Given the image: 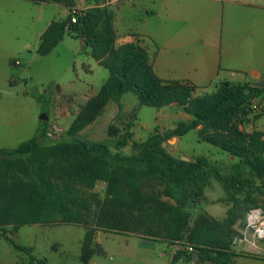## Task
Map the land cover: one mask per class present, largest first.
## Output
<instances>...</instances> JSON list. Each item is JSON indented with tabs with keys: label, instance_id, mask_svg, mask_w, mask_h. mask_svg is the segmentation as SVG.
Segmentation results:
<instances>
[{
	"label": "trees",
	"instance_id": "obj_1",
	"mask_svg": "<svg viewBox=\"0 0 264 264\" xmlns=\"http://www.w3.org/2000/svg\"><path fill=\"white\" fill-rule=\"evenodd\" d=\"M62 1L68 4L71 0ZM112 17L111 11L100 7L78 13L70 11L53 20L40 35L37 48L40 55L50 52L65 34L81 39L97 64L108 70V77L86 100L64 134L48 137L47 121L39 120L33 136L13 148L0 147V228L12 226L15 232L30 224L81 225L85 232L79 259L81 264H87L92 254L100 251L93 247L97 230L130 232L131 228L129 220L115 217L102 207L93 215L95 226L90 225L92 207L84 191L92 189L97 181H104L106 194L112 201L131 207L155 201L148 213L155 212L163 224L156 231L160 237H156L193 247L191 252L175 251L171 264L180 260L192 262L195 251L198 258L191 264H231L236 256L233 242L239 234L234 224L260 207V200L253 195V179L264 185V132L258 129L246 132L240 125L252 112L249 105L264 88L224 80L214 91L198 94L197 87L188 81L162 80L154 72L148 52L137 41L107 50L114 35ZM126 93H132L139 104L157 109L175 105L189 116V122L178 121L173 129L165 131L155 129L143 140L133 138L129 123L121 130L108 127L110 136L117 135L112 141H89L79 136L109 102L116 104L118 116L123 109L121 98ZM34 98L38 103L48 100L45 93ZM190 130H196L199 141L210 143L237 160L224 165L203 155L183 160L161 145ZM128 145L130 154L118 152ZM77 159L88 161L89 166L80 165ZM212 179L225 193L221 200L230 206L222 220L201 212L190 225L185 208L203 197ZM152 182L172 202L146 196L144 186ZM138 234L156 238L143 232ZM6 240L27 256L26 264H47V259L33 254L30 246Z\"/></svg>",
	"mask_w": 264,
	"mask_h": 264
},
{
	"label": "rangeland",
	"instance_id": "obj_2",
	"mask_svg": "<svg viewBox=\"0 0 264 264\" xmlns=\"http://www.w3.org/2000/svg\"><path fill=\"white\" fill-rule=\"evenodd\" d=\"M140 2L141 0H135L136 4L140 5ZM126 4L127 0H71L68 4L62 0H0V88L7 80L14 78L17 82L12 85V91L16 96L10 99L4 98L0 102L1 148H13L19 142L33 136L39 117L43 113L47 116V125L49 126L52 121L58 123L61 127L60 134H64L86 102L87 94L97 92L108 77V70L92 58L90 48H84L81 39L73 38L68 34H65L50 52L45 55L38 54L39 37L46 27L53 20L64 17L61 16V11L68 14L70 11L78 13L96 7L105 8L112 12L114 29L113 39L107 50H114L131 39L137 42L140 39L139 35L133 33L142 25L139 12L129 9ZM10 58L17 59L20 65L10 62ZM215 86L216 83L204 85L198 89V93L212 92ZM41 93H45L48 100L38 103L34 96ZM76 95L80 97H72ZM121 102L123 109L118 116L117 113L112 115L113 108L117 107L116 104L109 103L103 113L79 132V136L89 141H112L117 135L110 136L108 127L112 125L121 130L126 123H129L134 133L133 138L143 140L155 129L165 131L172 125L175 126V112L178 109L173 108L174 105L159 109L141 105L132 93L124 94ZM248 123V120L244 121V126L248 127ZM254 125L257 129L264 128V115L257 119ZM165 143L166 150L176 157L184 156L190 159L203 155L214 163L223 161L222 165L229 164L233 157L210 143L199 141L196 130H190L180 137H171ZM110 149L111 152H116L114 148ZM118 152L128 155L132 151L128 145ZM77 162L84 167L89 166L88 161L77 159ZM253 189V195L260 200L258 209L264 210L262 181L253 179ZM106 190V182L97 181L92 189L84 191L92 207L89 215L90 225L95 226L93 215L102 207L104 211H109L115 217L129 220L130 232H143L160 237L156 231H159L163 224L155 212L148 213V208L154 207L155 201L150 200L143 207H131L125 203L112 201ZM160 191L161 188L154 182L144 186V192L150 199L172 202ZM223 198L225 193L220 184L212 179L204 189L203 197L197 198L185 208L189 214V224L192 225L195 216L201 212L222 220L230 206L221 200ZM248 214L250 211L234 224L239 233L232 246L236 252L245 248L250 250L247 246L249 243L251 245V236L257 229V225L248 224ZM261 227L263 230L264 226ZM82 235L83 227L72 223L51 226L22 225L15 232L12 226H5L0 228V264L27 263V256L15 250L6 238L20 245L30 246L33 248V254L47 259V264H78L76 252ZM155 239L160 240L158 237ZM180 243L183 242L173 243L174 249ZM155 249V259L168 262L169 256L161 258L159 253L163 249L168 253L172 247L159 242ZM175 264L189 263L178 261ZM231 264H264V261L239 256L235 257Z\"/></svg>",
	"mask_w": 264,
	"mask_h": 264
},
{
	"label": "crops",
	"instance_id": "obj_3",
	"mask_svg": "<svg viewBox=\"0 0 264 264\" xmlns=\"http://www.w3.org/2000/svg\"><path fill=\"white\" fill-rule=\"evenodd\" d=\"M126 5L139 12L142 25L133 33L140 36L138 43L148 52L152 68L160 79L188 81L197 87V93L204 85L216 83L217 86L224 80L252 84L264 79V0H141L140 5L135 0H127ZM65 15L61 11V16ZM10 62H13L11 58ZM16 83L13 78L2 84L0 102L16 96L12 91ZM95 93L89 92L87 97ZM254 102L257 108L246 117L248 127L244 123L240 125L246 132L257 129L254 122L264 115V90ZM177 109L176 122L189 120L186 113ZM116 113L117 107L113 108L112 115ZM258 130L264 132V128ZM233 161L236 160L231 157ZM262 225L264 217L260 221ZM251 237V245L247 246L250 250L233 249L235 257L264 261V235L255 231ZM159 242L172 247L168 253L164 249L159 253L161 258L168 255V262L155 259ZM93 247L100 251L96 250L87 264H171L175 253L173 245L165 241L138 233L103 230L96 231ZM80 254L81 243L76 252L78 264H81Z\"/></svg>",
	"mask_w": 264,
	"mask_h": 264
},
{
	"label": "built area",
	"instance_id": "obj_4",
	"mask_svg": "<svg viewBox=\"0 0 264 264\" xmlns=\"http://www.w3.org/2000/svg\"><path fill=\"white\" fill-rule=\"evenodd\" d=\"M71 21H75L74 16L71 18ZM12 61L14 62V64H18L17 59H12ZM249 108L253 111L254 109L257 108V104L256 102H254V100L252 101V103L249 105ZM61 132V127H59L58 123H54L52 121V123L49 124L48 129L46 131V135L48 137H55L57 135H59ZM252 217L253 223L254 225H257V229L256 231L262 230V227L260 226V221L262 220V218L264 217V211L262 209H253L250 211V214L247 215V222L248 224H250L249 219ZM264 231V229H263ZM177 250H185L187 252H191L193 251V247L189 244H178L175 246V251Z\"/></svg>",
	"mask_w": 264,
	"mask_h": 264
},
{
	"label": "water",
	"instance_id": "obj_5",
	"mask_svg": "<svg viewBox=\"0 0 264 264\" xmlns=\"http://www.w3.org/2000/svg\"><path fill=\"white\" fill-rule=\"evenodd\" d=\"M252 86L259 87V88H264V79H262L261 81H257V82L252 83ZM39 119L42 120V121H46L47 120V116L45 115V113H43V114H41ZM188 122H189V120H186V123H188ZM173 127H174V125H172L170 127V129H172ZM161 145L167 149V146H166L165 142H162ZM181 159L188 160V158L184 157V156H182ZM197 258H198V252L195 251V252L192 253V262H195Z\"/></svg>",
	"mask_w": 264,
	"mask_h": 264
},
{
	"label": "bare ground",
	"instance_id": "obj_6",
	"mask_svg": "<svg viewBox=\"0 0 264 264\" xmlns=\"http://www.w3.org/2000/svg\"><path fill=\"white\" fill-rule=\"evenodd\" d=\"M250 224L253 223L252 217L249 219ZM259 233L264 235V231L259 229Z\"/></svg>",
	"mask_w": 264,
	"mask_h": 264
}]
</instances>
